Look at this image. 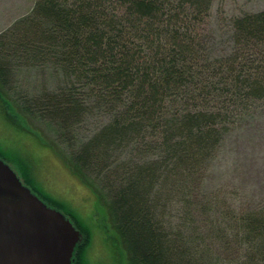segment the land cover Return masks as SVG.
Segmentation results:
<instances>
[{"label": "trees", "instance_id": "1", "mask_svg": "<svg viewBox=\"0 0 264 264\" xmlns=\"http://www.w3.org/2000/svg\"><path fill=\"white\" fill-rule=\"evenodd\" d=\"M212 3L36 0L0 33V99L7 114L39 121L67 143L71 169L96 192L92 183L100 184L98 199L107 204L129 264H264V206L237 212L212 207L201 194L195 203L200 222L193 182L165 186L177 174L201 178L237 115L264 98V10L231 18L217 49L206 28ZM14 39L20 48H12ZM23 44L33 51L21 52ZM19 63H54L56 89L31 95L13 84ZM95 113L103 116L98 129L74 144L70 134ZM16 170L30 179L21 166ZM175 207L185 223L171 232L160 212ZM169 234L175 237L168 248ZM88 241L85 234L74 264H88Z\"/></svg>", "mask_w": 264, "mask_h": 264}, {"label": "rangeland", "instance_id": "2", "mask_svg": "<svg viewBox=\"0 0 264 264\" xmlns=\"http://www.w3.org/2000/svg\"><path fill=\"white\" fill-rule=\"evenodd\" d=\"M35 2L36 0H0V33L19 17L30 13ZM260 10H264V0H213L206 28L217 42L215 47H223L231 18ZM29 38L30 41L33 39L31 33ZM18 41L14 39L13 49L17 46L20 48ZM23 45L27 49L21 52L30 49L32 52L34 49L27 47L30 44ZM19 64L22 71L18 78L12 80L13 84H21L19 88L31 95L49 93L56 89L60 74L54 63ZM7 94L13 104L15 96L11 92ZM4 108L5 101L0 99V156L15 169L21 166L25 170V176L30 178L26 181L21 177L23 184L31 189L33 187L41 196L62 209L73 219L82 234L88 235L89 241L83 250L88 264H128L121 238L110 222L107 204L98 199L97 192L104 196L100 184L92 183L97 188L96 192L94 187L71 169L68 164L70 148L67 143L56 140L52 128H47L39 121L8 115ZM102 121L103 116L99 113L85 116L74 129L75 136L70 134L75 140L74 144L88 139ZM235 121L236 124L224 134L212 160L206 162L201 178L194 180L188 174H177L165 180V186L174 188L184 181L193 182L198 196L193 195L192 208L194 219L198 218L200 222L201 214L195 210V203L201 194L208 196L212 207L221 206L237 212L264 206V98L251 103L241 116L237 115ZM23 125H29V128ZM187 144H190L188 139ZM206 150L204 148L202 152ZM122 159L119 157L115 163L119 164ZM171 190L176 193L174 189ZM208 212L213 213L212 210ZM160 219L163 227H171V232L185 223L184 212L182 214L180 207L160 212ZM185 235L190 237L189 233ZM174 237L172 234L168 235L164 242L166 247L169 248L170 240ZM200 262L209 264L206 260ZM219 262L223 263L222 258Z\"/></svg>", "mask_w": 264, "mask_h": 264}, {"label": "water", "instance_id": "3", "mask_svg": "<svg viewBox=\"0 0 264 264\" xmlns=\"http://www.w3.org/2000/svg\"><path fill=\"white\" fill-rule=\"evenodd\" d=\"M81 232L0 158V264H72Z\"/></svg>", "mask_w": 264, "mask_h": 264}, {"label": "bare ground", "instance_id": "4", "mask_svg": "<svg viewBox=\"0 0 264 264\" xmlns=\"http://www.w3.org/2000/svg\"><path fill=\"white\" fill-rule=\"evenodd\" d=\"M170 9V8H169ZM134 53V52H133ZM133 193V192H132Z\"/></svg>", "mask_w": 264, "mask_h": 264}]
</instances>
